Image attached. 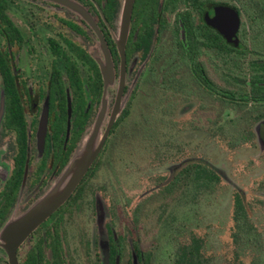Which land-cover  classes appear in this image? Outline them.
Wrapping results in <instances>:
<instances>
[{"label":"flooded vegetation","instance_id":"af4514ba","mask_svg":"<svg viewBox=\"0 0 264 264\" xmlns=\"http://www.w3.org/2000/svg\"><path fill=\"white\" fill-rule=\"evenodd\" d=\"M239 3L133 0L124 15L125 0H0V264H162L157 252L167 229L156 227L165 207L153 223L149 208L189 177L228 183L235 191L233 220L248 223L246 191L211 160V167L190 162L176 171L191 158L186 147L213 137L215 124L229 122L231 113L264 120V36L248 38L243 21L249 15L252 27L264 24V1L261 19ZM221 6L239 17L235 43L209 23ZM151 96L160 102L152 107L159 117H151L164 130L186 119L202 123L201 135L188 134L189 146L178 137L187 156L168 175L141 181L150 165L119 164L116 153L129 135L125 123ZM101 115V134L110 128L97 158L68 200L25 233L29 213ZM258 132L264 140L263 127ZM139 172L140 179H131ZM156 177L135 199L133 186ZM197 253L184 247L171 264H191Z\"/></svg>","mask_w":264,"mask_h":264},{"label":"rangeland","instance_id":"374dc122","mask_svg":"<svg viewBox=\"0 0 264 264\" xmlns=\"http://www.w3.org/2000/svg\"><path fill=\"white\" fill-rule=\"evenodd\" d=\"M227 1L238 6H241L239 2L247 4L257 18L261 16L258 5L262 4L263 0ZM262 15L264 22V13ZM243 21L248 38L256 37L254 35L264 36V24L261 25L259 22L257 26L252 27L249 15H244ZM159 103L152 96L147 98L139 112L134 113L125 123L123 131L129 135L123 138L117 150L119 164L150 165L149 172L143 175L142 181L150 176L148 174L168 175L170 165L178 163L187 155L191 156L189 161L179 163L182 166L176 171H183L190 162L203 163L211 167L207 162L211 160L216 167L226 171L233 185L246 191L249 211L248 223L239 227L233 220L235 197L233 187L231 188L225 181H213L208 184L205 179L196 180L193 177L182 179L180 189L165 195L161 199L164 202L162 205L153 204L149 208V216L153 223L156 217L160 216L161 208L165 207V214H162L165 219L156 227L167 229V233L164 232L166 235L163 236L165 245L157 252L158 256L164 255L160 258V263L171 264L180 249L193 245L198 248L199 253L193 257L191 264H264V144L260 146L264 140L258 132V129L261 130L262 127L264 129V120L250 113H231L229 122L225 118V121L215 124L211 131L213 137L205 134L204 138L198 140L197 147L195 143L190 147L197 150L193 155H190V148L186 147L185 156L184 146L194 142L186 136L201 135L198 130L202 123L185 122L186 119H183L179 121V129H171V124L167 122L168 127L164 130L163 123H159V120L156 122L151 117L152 115L159 117V108L154 113L152 111V107L159 106ZM169 109L170 107L167 111ZM239 115L241 123L235 124L233 121L239 119ZM150 132H153V135L149 136ZM145 137L150 139L145 141ZM178 137L184 138L182 139L184 146ZM204 170L207 171L206 168ZM176 171L173 169V173ZM141 174L143 173L132 175L131 179H140ZM120 175L123 180L129 178L124 171ZM154 179L158 180L157 177L149 179L148 186L145 183L141 185L140 182L133 186L135 199L143 191L150 190L156 185ZM157 194L155 192L151 197ZM153 227L151 225V229Z\"/></svg>","mask_w":264,"mask_h":264},{"label":"water","instance_id":"95a60500","mask_svg":"<svg viewBox=\"0 0 264 264\" xmlns=\"http://www.w3.org/2000/svg\"><path fill=\"white\" fill-rule=\"evenodd\" d=\"M133 0H125L123 14H129ZM216 13L219 18L210 23L217 28L220 33L230 42L235 43L236 32L239 27V17L237 13L228 7H218ZM117 112L113 118L117 117ZM101 115L96 122L93 130L86 136L77 152L72 157L62 176L57 180L50 193L39 202L26 218L23 228L25 233L30 232L42 221L47 219L73 194L81 180L97 158L107 136L108 130L104 135L101 133ZM112 123H110L111 126ZM24 233V234H25Z\"/></svg>","mask_w":264,"mask_h":264},{"label":"trees","instance_id":"16d2710c","mask_svg":"<svg viewBox=\"0 0 264 264\" xmlns=\"http://www.w3.org/2000/svg\"><path fill=\"white\" fill-rule=\"evenodd\" d=\"M264 1V0H263ZM263 10H264V4H263ZM263 90H264V88H263ZM263 99H264V96L262 97Z\"/></svg>","mask_w":264,"mask_h":264}]
</instances>
